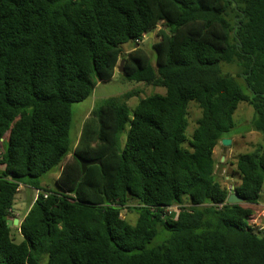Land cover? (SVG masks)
Masks as SVG:
<instances>
[{
	"label": "trees",
	"instance_id": "trees-1",
	"mask_svg": "<svg viewBox=\"0 0 264 264\" xmlns=\"http://www.w3.org/2000/svg\"><path fill=\"white\" fill-rule=\"evenodd\" d=\"M121 57L128 80L165 92L134 109L136 90L108 97L75 145L72 104ZM190 103L201 114L188 137ZM241 103L264 135V0H0V264H264V231L216 171ZM80 158L97 162L83 172ZM235 165L234 190L264 203V146ZM57 167L54 186L42 181ZM22 184L38 194L16 242Z\"/></svg>",
	"mask_w": 264,
	"mask_h": 264
},
{
	"label": "rangeland",
	"instance_id": "rangeland-1",
	"mask_svg": "<svg viewBox=\"0 0 264 264\" xmlns=\"http://www.w3.org/2000/svg\"><path fill=\"white\" fill-rule=\"evenodd\" d=\"M158 40L159 38L155 36L154 33L152 34V36L150 33L149 36H145L141 41V46L146 49L153 62L155 61V51L153 49V43L157 42ZM123 50L125 54L131 51L132 44L130 42L124 44ZM121 60L122 57L120 61ZM222 70L224 72L227 71L235 76H238V71L235 66L225 64L224 69L222 68ZM123 72L124 71H120L118 67L112 79L107 81H99L95 86L93 92L87 98L74 102L72 104L71 138L74 140L75 145L80 138L82 127L86 117L95 106L103 103V101L108 97L117 95L119 96L127 91L136 90L137 94L131 96L127 101L129 107L131 109H134L137 106L140 97L148 96L157 92H165V88L163 87H156L128 80L123 75ZM243 89L245 92L247 91L245 87H243ZM254 112V108L251 105L241 103L234 114L235 125L229 132L226 133L225 137L231 140V144L223 145L221 140V144H218L215 148V157L217 160V175L223 180L224 184L230 187V189L232 188V185L238 184L239 182V175L233 171L236 168L235 162L237 156L239 154L252 152L256 147L260 145L264 146V135L257 131L252 125ZM200 114L201 111L197 107V105L194 103H190L188 109L189 126L186 130V135L188 137L191 136ZM127 132L128 126L123 131V140L126 138ZM231 162H233V164ZM59 175L60 170L59 167H57L50 171L46 177H43L42 181L45 179L46 183L49 182L50 186H54V180ZM223 177H225V179H223ZM37 194L38 191L34 188L29 187L28 185L22 184L20 186V190L16 196V202L14 204V209L19 220H21L26 214L31 202L36 198ZM242 205L251 207L253 204L243 203ZM172 209L173 211H177L176 209L178 208L176 206H173ZM137 216L138 215L136 211L130 210L129 208H125L122 211V217L132 224L136 222ZM19 225L20 221L17 224L13 223L11 225L12 235L16 242H21L23 240V236L20 234Z\"/></svg>",
	"mask_w": 264,
	"mask_h": 264
},
{
	"label": "water",
	"instance_id": "water-1",
	"mask_svg": "<svg viewBox=\"0 0 264 264\" xmlns=\"http://www.w3.org/2000/svg\"><path fill=\"white\" fill-rule=\"evenodd\" d=\"M151 34H153V33H151ZM136 45H138V44H136ZM123 66H124V59H122L120 61V64H119V70L120 71H124V67ZM222 144L223 145H229V144H231V140L227 139V138H223L222 139ZM80 162H81V165H82V171L85 172L88 165L95 164L97 161L96 160H85V159L80 158ZM233 189H234V186H233ZM227 202L231 203V204L232 203L243 204L244 203V199L236 191H232L228 195ZM13 223L14 224L19 223V219L18 218H15L14 220L13 219H8V225L9 226H11Z\"/></svg>",
	"mask_w": 264,
	"mask_h": 264
},
{
	"label": "built area",
	"instance_id": "built-area-1",
	"mask_svg": "<svg viewBox=\"0 0 264 264\" xmlns=\"http://www.w3.org/2000/svg\"><path fill=\"white\" fill-rule=\"evenodd\" d=\"M173 207L168 208V212L173 210ZM178 212L179 209H176ZM249 225L258 231H264V203L257 204L253 207V211L249 217Z\"/></svg>",
	"mask_w": 264,
	"mask_h": 264
},
{
	"label": "clouds",
	"instance_id": "clouds-1",
	"mask_svg": "<svg viewBox=\"0 0 264 264\" xmlns=\"http://www.w3.org/2000/svg\"><path fill=\"white\" fill-rule=\"evenodd\" d=\"M233 186H234V185H232L231 192H232V191H235V190L233 189ZM229 188H230V187H229ZM259 204H260V203H259ZM255 205H257V204H253V205L251 206L252 210H253V207H254ZM176 207H177V206H176ZM18 219H19V218H18Z\"/></svg>",
	"mask_w": 264,
	"mask_h": 264
},
{
	"label": "crops",
	"instance_id": "crops-1",
	"mask_svg": "<svg viewBox=\"0 0 264 264\" xmlns=\"http://www.w3.org/2000/svg\"><path fill=\"white\" fill-rule=\"evenodd\" d=\"M151 36H152V34H151Z\"/></svg>",
	"mask_w": 264,
	"mask_h": 264
}]
</instances>
